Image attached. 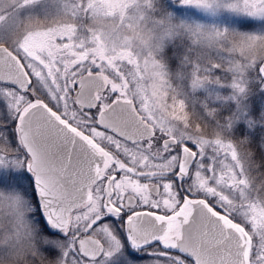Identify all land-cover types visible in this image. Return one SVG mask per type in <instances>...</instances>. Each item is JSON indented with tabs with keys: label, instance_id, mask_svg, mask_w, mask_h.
I'll return each mask as SVG.
<instances>
[{
	"label": "snow or ice",
	"instance_id": "6c2138e0",
	"mask_svg": "<svg viewBox=\"0 0 264 264\" xmlns=\"http://www.w3.org/2000/svg\"><path fill=\"white\" fill-rule=\"evenodd\" d=\"M0 264H264V0H0Z\"/></svg>",
	"mask_w": 264,
	"mask_h": 264
}]
</instances>
